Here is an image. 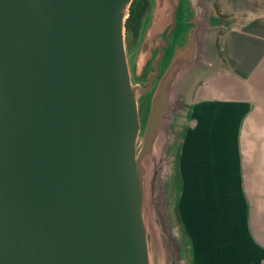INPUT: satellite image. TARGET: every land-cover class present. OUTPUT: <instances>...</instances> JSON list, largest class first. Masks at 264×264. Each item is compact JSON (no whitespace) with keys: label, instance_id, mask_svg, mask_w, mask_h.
Wrapping results in <instances>:
<instances>
[{"label":"water","instance_id":"water-1","mask_svg":"<svg viewBox=\"0 0 264 264\" xmlns=\"http://www.w3.org/2000/svg\"><path fill=\"white\" fill-rule=\"evenodd\" d=\"M215 1L150 0L128 45L133 0H0V264H189L173 167Z\"/></svg>","mask_w":264,"mask_h":264},{"label":"crops","instance_id":"crops-1","mask_svg":"<svg viewBox=\"0 0 264 264\" xmlns=\"http://www.w3.org/2000/svg\"><path fill=\"white\" fill-rule=\"evenodd\" d=\"M215 3L220 51L189 95L174 210L189 264H264V0Z\"/></svg>","mask_w":264,"mask_h":264},{"label":"trees","instance_id":"trees-1","mask_svg":"<svg viewBox=\"0 0 264 264\" xmlns=\"http://www.w3.org/2000/svg\"><path fill=\"white\" fill-rule=\"evenodd\" d=\"M149 8H150V0H133L129 10V16L125 24L126 40L127 38L131 39L132 40L131 44H133L136 41L139 31L141 29L143 19L146 17ZM215 9L219 17V25L220 24L222 25L225 22L226 17L218 12L216 4H215ZM217 48L220 51V46L218 43H217Z\"/></svg>","mask_w":264,"mask_h":264},{"label":"rangeland","instance_id":"rangeland-1","mask_svg":"<svg viewBox=\"0 0 264 264\" xmlns=\"http://www.w3.org/2000/svg\"><path fill=\"white\" fill-rule=\"evenodd\" d=\"M216 4V3H215ZM215 4H214V9H215ZM216 10V9H215ZM216 12V11H215ZM183 12L180 10V11H178L177 12V21H181L182 20V18L184 17H186L184 14H182ZM217 14V13H216ZM184 15V16H183ZM214 39H215V41H219V33L217 32V30H216V32H215V34H214ZM218 41L217 42H215V43H218ZM204 74V73H203ZM147 110H148V97H145L143 100H142V102H141V104H140V118H141V121L142 122H144V120H145V117H146V114H147ZM174 169H173V171L175 172V166L173 167ZM174 213H175V210H174Z\"/></svg>","mask_w":264,"mask_h":264},{"label":"flooded vegetation","instance_id":"flooded-vegetation-1","mask_svg":"<svg viewBox=\"0 0 264 264\" xmlns=\"http://www.w3.org/2000/svg\"><path fill=\"white\" fill-rule=\"evenodd\" d=\"M126 41H127V44H128V45H130V44H131V42H132V40H131V39H128V38H127V40H126Z\"/></svg>","mask_w":264,"mask_h":264}]
</instances>
